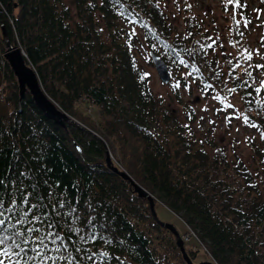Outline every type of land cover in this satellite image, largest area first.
<instances>
[{
  "label": "trees",
  "instance_id": "16d2710c",
  "mask_svg": "<svg viewBox=\"0 0 264 264\" xmlns=\"http://www.w3.org/2000/svg\"><path fill=\"white\" fill-rule=\"evenodd\" d=\"M97 7L111 30L120 33V26L132 38L126 25L139 23L168 64L184 62L202 81L206 72L218 80L202 22L192 17L178 31L160 1L0 0V53L3 24L43 89L98 133L74 121L66 120V127L54 122L28 92L19 98L0 54V264L177 259L174 234L129 179L106 164V146L112 162L146 187L155 203L193 228L216 264H264V182L223 146L209 152L181 132L125 42L111 35L110 51L95 24ZM237 77L245 109L264 132V109L248 90L253 84ZM83 98L98 115L83 111Z\"/></svg>",
  "mask_w": 264,
  "mask_h": 264
},
{
  "label": "rangeland",
  "instance_id": "374dc122",
  "mask_svg": "<svg viewBox=\"0 0 264 264\" xmlns=\"http://www.w3.org/2000/svg\"><path fill=\"white\" fill-rule=\"evenodd\" d=\"M157 1L163 4L170 22L178 31L183 32V23L192 17L202 22L205 27L202 34L212 42L206 51L210 53L218 80L212 79L206 72L203 73L206 78L202 81L195 71L181 62L174 63V66L169 64L171 76L163 81L156 71L152 56H149L153 49L144 39L139 23L126 25L133 31L130 34L132 38H128L120 26V33L116 29L111 30L113 24L105 22L97 7L94 9L95 24L102 37L108 41L109 48L112 46L109 37L114 35L120 44L125 42L131 49L137 63L148 72L152 89L173 110L175 119L182 126L181 132L188 139L200 143L209 152L216 146H223L230 158L241 157L263 184L264 132L250 119L249 115L253 112L245 109L244 93L240 94L236 81L237 76L246 77L254 88L248 89L249 93L259 100L264 109V0ZM119 22L122 24L123 21L119 19ZM110 51L113 52L112 47ZM81 103L85 113L98 115L96 106L87 99L83 98ZM69 114L80 121L75 115ZM261 191L264 192L263 185ZM155 208L158 217L173 222L182 236L191 234L184 245L187 249H195L193 253L188 251L192 260L198 261L209 256L193 228L185 224L179 215L164 207L160 201L155 203ZM178 251L180 249L175 251L177 259L167 264H185L181 251L179 254Z\"/></svg>",
  "mask_w": 264,
  "mask_h": 264
},
{
  "label": "water",
  "instance_id": "95a60500",
  "mask_svg": "<svg viewBox=\"0 0 264 264\" xmlns=\"http://www.w3.org/2000/svg\"><path fill=\"white\" fill-rule=\"evenodd\" d=\"M1 31L3 34V38L7 39L5 43V48L1 52V55L7 62L9 68L11 69L15 77L19 98L23 97V95L28 92L37 107L44 114L50 117L54 122L66 127L65 121L68 120L77 122L83 127H85V125H83L80 121H78L67 111L62 109L56 103V101L43 89L36 73V70L25 57L24 51L21 46L18 43L9 41L7 31L3 24H1ZM151 55L159 76L162 78V80L167 81L169 79L170 73L165 61L154 52H151ZM87 129L97 134L92 129ZM105 161L110 168L120 173L122 176L128 178L134 190L139 195L145 196L147 198L150 211L155 217V219L158 220L162 225L168 227L174 233L175 241L181 251L182 257L185 260L186 264H216L210 257L202 258L198 261L192 260L184 246L183 239L174 223L171 221L160 219L158 217L154 207V195L149 190H147L142 184L136 181L125 169L118 167L114 162H112L111 153L107 146L105 150Z\"/></svg>",
  "mask_w": 264,
  "mask_h": 264
},
{
  "label": "bare ground",
  "instance_id": "6f19581e",
  "mask_svg": "<svg viewBox=\"0 0 264 264\" xmlns=\"http://www.w3.org/2000/svg\"><path fill=\"white\" fill-rule=\"evenodd\" d=\"M7 40V39H6ZM10 41V40H9ZM3 58V57H2ZM4 59V58H3ZM214 261V260H213Z\"/></svg>",
  "mask_w": 264,
  "mask_h": 264
}]
</instances>
